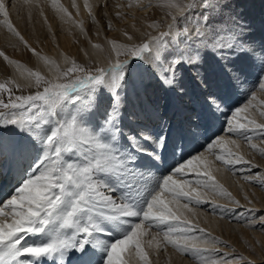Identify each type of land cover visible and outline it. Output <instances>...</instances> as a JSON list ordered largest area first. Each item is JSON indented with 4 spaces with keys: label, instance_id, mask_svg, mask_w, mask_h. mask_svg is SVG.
Instances as JSON below:
<instances>
[{
    "label": "snow or ice",
    "instance_id": "1",
    "mask_svg": "<svg viewBox=\"0 0 264 264\" xmlns=\"http://www.w3.org/2000/svg\"><path fill=\"white\" fill-rule=\"evenodd\" d=\"M24 2L30 8L39 7V0ZM53 7L61 18H70L67 9L56 4ZM85 7H88L87 2ZM168 7L175 9L172 14L175 26L183 29L181 40L171 46L172 51L161 39L171 33H161V36H150L147 42L140 44L119 47L113 44L116 61L95 69V73L86 72L82 66L68 68L61 73L63 77L73 72L82 73L70 78L68 83H54L45 80L38 72H29L25 77L28 86L43 87V91L32 95H15L13 87H21L15 81L0 83V94L8 93L7 101L0 97V109H3L0 111V125H16L35 142L32 145L33 163L19 186L7 198H0V264H42L45 258L55 261L59 258V264H66V254L72 249L82 258L95 257V250L99 249L103 252L101 264H130L133 253L139 264H151L144 251L145 243L149 248L171 246L185 255L205 256L209 264H216L212 259L214 250L202 245L223 242L215 237L209 240L207 234L204 237L195 235L197 230L201 233L204 230L192 225L184 212H192L189 205L207 203L205 197L209 192L239 204L218 184L213 171H233L236 164L248 162L239 152L228 147L229 144L239 147L236 140L217 136L206 148L214 160L207 159L204 153L192 155L172 168L169 174L159 177L139 166L137 154L148 152L143 141L153 142L155 148L148 154L159 160V151L167 147V137L161 135L153 140L143 131L137 136L124 130L120 92L131 78L133 68L129 60H120L119 57L143 60L165 85L172 88L176 86L177 68L185 64L196 66L202 49L215 52L223 61H227L229 51H246L262 66L264 50L257 51L243 41L239 26L225 28L212 23L213 15L219 13V0H170ZM201 8H209L210 12L197 15ZM0 15L5 18L3 23L8 31L34 53L35 49L8 19L9 8L5 0H0ZM128 39L131 41L132 37ZM180 44L184 45L183 49ZM0 56L8 60L4 52H0ZM225 68L233 82L242 83L238 70L227 64ZM196 78L201 85L207 86V80L199 72ZM98 87L106 88L111 100L103 119L93 123L90 118L95 114L97 103L91 94ZM80 88L89 90V104L67 116L57 112ZM259 88L264 91V77L260 79ZM255 99L256 93L253 92L252 100ZM206 101L210 109L222 111L220 97L214 93L209 92ZM258 103L264 106V101ZM249 107L251 101L243 108L235 109L233 117L227 121L226 132L245 140L251 149L264 156V148L252 143L254 138L264 137V123L258 124L256 119L247 115L242 118L244 122L239 118V114L247 113ZM258 114L264 117V108L258 109ZM49 127L50 131H47ZM214 162H219L222 168L216 169ZM189 172L195 174V180L184 178ZM174 176L181 179H174ZM246 179L253 182L257 177ZM259 182L264 187V176L259 177ZM192 184L196 187H191ZM181 200L185 202L181 204ZM213 207L223 206L213 204ZM261 221L264 222V217ZM152 228L157 231L146 241ZM161 233L162 239H158ZM33 240L35 242H30ZM90 243L92 246L86 247ZM125 255L129 259H125ZM85 264H92V260L85 259ZM220 264H226L224 258L220 259Z\"/></svg>",
    "mask_w": 264,
    "mask_h": 264
},
{
    "label": "bare ground",
    "instance_id": "2",
    "mask_svg": "<svg viewBox=\"0 0 264 264\" xmlns=\"http://www.w3.org/2000/svg\"><path fill=\"white\" fill-rule=\"evenodd\" d=\"M103 1L104 0H39V7L30 8L28 4H25L24 0H5L9 8L8 19L10 20L12 25L17 29V31H19L21 35L24 36L25 40H27L30 47L32 49H35V52L34 53L32 51L30 52L31 54L29 56L30 57L29 62L26 63L24 61L25 64L21 62L20 60L21 55H19L21 51L20 47H25V45L21 43L17 38H15L8 31L7 26L3 23L5 18L3 17V15H0V52H4L5 55H7L8 60H5V61H7L9 63L8 65L10 66V69L6 70L4 76L6 77L9 76L10 80H13L15 82H23L24 85L28 86V80L25 77H27L29 72H33V73L39 72L41 74H44L45 76H48L50 79L53 80V82L59 83V80H60L59 73L61 72V68L64 67L66 63L68 62L71 63L72 59H74V61L76 62L85 63L86 59L89 58L94 62V63L92 62V64H95V66L98 65L100 67H105L110 61L114 63L117 59V56L115 52L113 51V44L119 47L118 45L122 43V41L136 44L138 41L143 40L144 38L149 39L150 36L155 37L156 36L155 34L160 32L159 29L165 28L166 24L172 18V14H173L171 10H168L167 8H164L162 6L153 4V1L157 2L158 0H131L133 1L134 4L132 3L133 4L132 6L130 7L128 6V9L126 8L128 12L125 15H122L119 20H115L117 21L115 27L119 30L120 37L119 35H117L118 33L116 31H112V28H106V30L108 29L109 33L107 31L105 32L104 26L106 25L104 26L101 25L102 30L104 31V36L101 37L100 40H98L89 34V31L87 30L88 28L86 29L85 17L87 16L88 11H90L91 9H94L95 7L99 9L98 3H102ZM241 1H242L241 5L243 6V3L245 0L244 1L241 0ZM257 1L258 0H246V2L250 4L249 9L250 8L251 9L249 12L247 11L248 14H250V16H252L255 11L259 10L260 5L258 4ZM86 2H87L88 7H85ZM53 4L62 6L63 8L67 9V12L70 14V18L69 16H64L63 18H61V14L57 12L56 8L53 7ZM73 4H75V6H73ZM157 9H163L165 14L163 12L164 17H162L163 15L161 17L158 16V18L154 21ZM41 12L43 14H41ZM256 13H257V16L255 18L260 20L261 13L259 11H257ZM152 20L154 21L153 23L158 24V27L150 23ZM261 21H262V18H261ZM27 24L29 26H27ZM28 28L29 30H27ZM173 29H175V27H173ZM43 33H47L48 35L43 34ZM75 35L77 36L79 40L78 43H75L73 41V38L76 37ZM129 36L132 37L131 41H129L128 39ZM36 44H38V46H36ZM261 44L262 43L260 42V44L257 45V48H256L257 51L262 50L259 48V45ZM97 45L98 47H96ZM11 48L13 49L16 48L17 51H19V53H17V55L15 54L13 55L11 51L8 52V50H11ZM145 55L147 56L148 54L145 53ZM154 56H155V52H153V57ZM121 58L122 56L119 57L120 60H122ZM252 60H254L253 57H252ZM0 63H2L1 59H0ZM131 63L132 61L130 62V66L133 68V73H132L131 78L128 79L129 82H127L129 84L128 85L129 87H131L130 83H133L134 81L138 80L137 71H138V68L140 69V67H137L135 63L134 64L133 63L131 64ZM8 65L7 67H9ZM249 65L253 68L252 63ZM188 66L193 71H197L198 69L197 66H193V67H190V65ZM246 66H248L247 63H246ZM151 70L153 72L154 79H153V82H151L153 83V85H150L148 88L150 89L151 93L153 92L154 96L156 94L157 98L159 97L161 98L162 97L161 95H164L165 98H167V94H166L167 91H171L173 95L179 96L178 92L181 94L182 92L186 90L179 89V91H177V88L183 87V85L185 84V87L188 89V86L190 87L191 85L190 80H188L189 81L188 83L186 81L183 82L182 85H179L177 83L175 87L170 88L169 86L163 83L161 77L153 71L152 67H151ZM193 71H190L191 74ZM246 71H249V70L247 69ZM176 75H179V74L177 73ZM245 78L246 80L248 79L246 76ZM32 79L34 82L35 77H33ZM210 80L211 78H208L207 82L208 81L210 82ZM212 80L215 82L214 79ZM194 81L200 84L198 78H195ZM157 82H162L163 84V86L161 85L162 91L160 90L161 93L159 94H158V90L160 87L158 88L156 87V85L159 84V83L157 84ZM249 82H251V80ZM259 82L260 80L258 81V84ZM134 83L136 84V82ZM215 84H218V83H215ZM215 84L213 86L217 88V90H219L220 89L219 84L218 85H215ZM32 87L35 88L34 86ZM105 90L107 91L106 88ZM255 92H256V97L258 96V94H262L261 90L255 91ZM107 93L109 92L107 91ZM203 94H206V92L202 93V95ZM230 95H233V94H230ZM148 96H150V94ZM219 97L221 98V96ZM122 98H124V96H122ZM233 98H230L228 100L229 102L228 105H230L231 107L232 114L236 108H240L236 103H234L237 101H235ZM249 101H251V107H249V110H248L250 113L247 114L245 112H241L239 115H242L243 117L245 115H248L250 119L252 118L256 119L258 124L264 123L263 121L264 117L263 119H261L262 117H260V115L258 114L259 103L257 102V99L252 100V96H250L249 99L246 101V103L249 104ZM247 104H244V105H247ZM176 106L180 110L184 108L183 105L181 104H178ZM124 109H127V107H125ZM165 109H168V105L165 107ZM215 110H216L215 108H212V109L208 108L207 114H210L213 117V123L218 126V122H219L218 118L220 117H218L217 111ZM223 113L224 112H219L220 116L224 115ZM180 118L182 119L185 118V114L184 113L180 114ZM242 122H244L243 119H242ZM204 128H205V125H203L200 129H195V130L193 129V130L194 132L197 131L201 133V132H204L203 130ZM145 133L149 134V132H145ZM23 134H27V138L29 137V134L27 132L21 131L16 125H13V124L0 125V159L2 160L1 162H4L3 164L0 163V168H2V170L4 169L3 173L5 174L12 172L18 178L20 177L19 183L22 180V177H23L22 174L27 172L30 165L33 163V158H32L33 152L31 151L32 153L30 154V150L28 148L29 142L27 144L25 143L24 139L26 138H22ZM181 136H183V134H181ZM220 136H227L228 138L237 141V144L239 145V147H236L231 144H229L228 147L231 148L233 152H239L240 155L243 156L244 161H247L248 163L241 162L239 164H236L235 166L240 167V165H245L244 167H247L250 171L247 170V171H243L240 173H236L234 171V174H232L229 170L213 171V175L216 177V181L218 182V184L222 185L223 189L227 190V192L231 194L232 198L233 196L237 197V201H239V203H241L243 206L244 205L246 206V209L243 212L245 213V216L247 217L246 219H248V221L246 220L247 223H244V224H239V222L236 223L240 217H243L244 214L241 211L238 212V208L235 209V207H232V206L231 207L233 208V210L236 211V215H237L235 223H230L228 218L223 217L222 215L219 218L217 214V210L214 211L213 209V211L210 212V210L207 209L209 210V212H203V210H199L200 206H196V207L191 206L190 208L193 209L192 212H188L187 210H185L184 216L190 222L192 221L199 222L202 227L210 229L209 231H211L212 233H219V231L224 232L225 234H227V239L229 240L235 234L237 235L240 234V236H247L251 238L249 232L252 234L251 236H255L256 238L261 237L262 239V234L258 231V228H255V227L257 223L256 222L257 211H259V213L264 211L263 209L264 201L261 200L263 199V196H264V195H261L263 192V187L256 186L255 183L249 182V180H247L246 177H253L256 175L264 176V156L256 152V150L251 149L246 142L240 141V139L236 135L221 134ZM252 143L256 144L258 142L257 140L253 139ZM143 146L145 148L149 147L146 142H143ZM206 148H207V144L204 146V148L201 151L197 152V155L200 153H204L207 159L214 160V157L211 156L206 151ZM254 151L261 156L254 153ZM143 156H144L143 153L137 154L138 165L152 171L157 177L161 176L159 175V170H157L158 164L157 166L146 165V163L144 162ZM174 158H176L177 160L178 155H176ZM252 163H255V164H252ZM159 164L163 165V163H159ZM177 165L175 167H177ZM214 167L216 169H220L222 168V165H220L219 162H214ZM255 170H260L261 173L254 175L253 172ZM0 174H2L1 171H0ZM5 174H3L2 177H4ZM190 174L194 175L193 180H195L196 179L195 174L191 172ZM13 182H15V179H8L4 188H2L1 190L7 193L8 185H12ZM19 183L18 185L15 186V188L19 186ZM194 185L195 184H193V186ZM13 193L14 192H12V194ZM246 195L249 198H251V200H254V201L249 202ZM1 196L3 197L4 195L1 193ZM205 199L207 200V203L211 205V207H213V204H218V205L223 206L222 208H224L225 206L224 203H227V204L230 203L231 205L234 206V203H232L229 199L223 196L211 193V192L208 193ZM253 205L255 207H252ZM252 209H255L256 211H251ZM250 224L254 226H250ZM204 236L205 235H200V237H204ZM211 237H213V235L207 234V238L209 240ZM101 238H104V237H101ZM262 241L264 240L262 239ZM30 242H35V241L33 240ZM21 243L24 244L25 241H22ZM212 245L213 243L207 242V243H204L202 247L207 248L209 246L211 248ZM91 246H92L91 243L86 245V247H89V248ZM95 251H96L95 257L82 258L79 252H77L75 249H72L70 254H66V264H85V259H91L92 264H100V257L103 255V252L100 251L99 249ZM247 254H248V257H251L254 260V262H256L252 264H264V253H261L260 258L253 257V255H250L249 253ZM131 259H132L131 264H139L138 257H136L134 253L131 256ZM202 260L208 261L207 257L205 256ZM225 261H226V264H228L230 260L225 259ZM240 262H248V260H245V261L243 260ZM42 264H59V258H57L56 261L48 260L47 258H45ZM216 264H220V259H217Z\"/></svg>",
    "mask_w": 264,
    "mask_h": 264
},
{
    "label": "rangeland",
    "instance_id": "3",
    "mask_svg": "<svg viewBox=\"0 0 264 264\" xmlns=\"http://www.w3.org/2000/svg\"><path fill=\"white\" fill-rule=\"evenodd\" d=\"M248 2H246V0H245L243 3V6H242L241 0H219V13L213 15L212 23L215 25H218V26L222 25L225 28H234L236 26H239L238 31H240V38L243 41L251 44L255 49L257 48V45L260 44V42H261L262 44L259 45V48L263 50L264 49V31H263L264 30L263 29L264 28V0H258L257 1L258 4L260 5L259 10H257V11H259L261 13L260 16L262 18V21H261V18H260V20L255 18L257 16V13H256L257 11H255L252 16H250V14H248V12L251 9V8L249 9L250 4ZM132 3H133V1H131V0H104L102 3H98L99 9H97V7H95L94 9H91L90 11H88L87 16L85 17V26H86V29L88 28L87 30L89 31V34L91 36L95 37L96 39L100 40V38L104 36V31L102 30L101 25H103V26L106 25V26H104L105 32L106 31L108 32V29L106 30V28H112V31H116L118 33L117 35H119V37H120L119 30L115 27L116 22H117L115 20H119L122 15H125L128 12V10H127L128 6L130 7L134 4V3L133 4ZM169 3H170V0H158L157 2L153 1V4L167 8L168 10H171L172 13L174 14L175 9L169 8L168 7ZM145 4H147V3H145ZM115 8H117V9H115ZM148 10H149V8H148ZM163 12H164L163 9H157L154 21L158 18V16L161 17L163 15ZM209 12H210L209 8H201V9L197 10L196 14L197 15H205V14H208ZM164 14H165V12H164ZM162 17H164V15ZM171 20H172V18L166 24L165 28L159 29L160 32L155 34L156 36H161V33H169V32L171 33L168 36H161V39L165 42V47H168L169 51L173 50L171 47L172 45L179 44V42L181 40V34L183 32V29L182 28H176L174 22ZM154 21L152 20L150 23L152 25H154V26L156 25L158 27V24L153 23ZM170 25H172V27H169ZM27 26H29V25L27 24ZM173 27H175V29H173ZM27 30H29V28ZM43 34H47V33H43ZM73 41L75 43H78L79 40H78L77 36L73 38ZM147 41H148V38H144L143 40L138 41L136 44H140V43L147 42ZM123 44H130V43L122 41V43H120L118 46L123 45ZM36 46H38V44H36ZM183 47H184V45L180 44V49H183ZM20 48H21L20 53H19V51H17L16 48L15 49L11 48V50H8V52L11 51V53L13 55L14 54L17 55V53H19V55H21L20 56L21 62L25 64V62L27 63L30 60L29 56L31 54L30 53L31 51L27 47H20ZM227 55H228L227 61H223L220 59V56L217 55L215 52H213L209 49H202L200 52V63H198L196 65L199 70L197 69V71H193L192 69L189 68V66L187 64L179 66V68H177L178 70H176V74L178 73L179 75H176V84L178 83L179 85H181L185 81L188 83L189 82L188 80H190V84H191L190 87L188 86V89L186 87H183V88L180 87V88H177V91H179V89L183 90L185 88L187 91L191 92L194 96L200 97V99H198V100L194 99L196 102V106H200L201 103L206 101V96L208 95V93L209 92L212 93V91L214 90L215 95H217L218 97L221 96V99L223 97V98L227 99V101H228L230 98L234 97L233 99L237 102H234V100H233V102L236 103L240 108H243L245 106L244 104H247L246 101L249 99L250 96H252L251 94L255 91L260 90V88H259L260 82L258 84V81L262 77H264V66L261 65L260 66L261 71H258L257 73H255V71H254L255 67L253 66V68H252L253 71H252V69H250L251 66L249 65V63H247V58L252 59V57H253V55L251 53L246 52V51L236 52L233 50V51H229ZM72 58H74V57H72ZM0 59L2 62V63H0V68H1L0 69V71H1L0 72V75H1L0 76V78H1L0 83H4L5 81L10 80L9 76L8 77L4 76L6 70L10 69V66L8 65L9 63L7 61H5L3 57L0 56ZM121 59L122 60H130V62H131V61H133L134 58L131 56H122ZM135 60H137V61H134V62L139 63V65L141 67V73L139 76L140 79L134 81V82H136V84L134 82L130 83L131 87L128 86L129 85L128 83L124 84L123 88L120 92L121 97L124 96V98H125V96H128V98H131V97L135 98L136 96H138L139 92L144 90L143 86L149 87L150 85H153V83H151V82H153L154 78H153V72L151 70L150 65L148 63H145L143 60L138 59V58ZM92 62L93 61L89 58L86 59L85 63L76 62V61H74V59H72L71 63L68 62L64 65V67L61 68V72L59 73L60 74V76H59L60 80L58 79L59 83L71 82L70 78H75L78 75H82V73L73 72V73H69L68 77H63L61 75V73L66 72L67 69L70 67L82 66L86 70V72L95 73V69H97L100 66H98V65L95 66V64H92ZM246 63L248 64V66H246ZM225 64H227V66L229 68H232L234 70H238L239 72L241 71L240 73H241L242 83L236 84L235 82L232 81V79L230 78V74L228 73V71L225 68ZM7 65L9 67H7ZM135 65L137 66L136 63H135ZM258 65H259V63H258ZM5 67H6V69H5ZM190 67H193V66H190ZM100 68H103V67H100ZM245 68H247L251 72L246 71L247 69H245ZM244 69H245V71H244ZM190 71H193L192 74ZM197 72H199L202 75V78H204L206 80H208V78H211V80L214 79L215 82L213 80L212 81L210 80V82L209 81L207 82V86H205V87L199 83H196L194 80L196 78ZM39 74L45 80H50L53 82V80L50 79L48 76H45L44 74H41V73H39ZM250 74H252V75L249 77ZM245 76L247 78L249 77L247 79V81H245L246 80ZM177 78H178V80H177ZM141 79H142V81H141ZM250 80H251V82H249ZM138 81H139V83H138ZM217 81H219V82H217ZM128 82H129V80H128ZM212 82H213V84H212ZM16 83H18L21 87L19 89H16L15 87H13V92L15 93V95H32V94H35L36 91H43V87H40L39 89H37L35 86H34L35 88H33L32 86L24 85L23 82H16ZM137 83H138V85H137ZM215 83L219 84V86H220L219 90H217V88H215L213 86ZM157 84L158 85H156V87L157 88L160 87L158 90V94H159L162 91L161 85L163 86V84H162V82H157ZM218 84H215V85H218ZM253 84L254 85L257 84V85L254 86ZM199 85H201V86H199ZM135 89H136V91H135ZM227 90H228V92H227ZM105 91H106L105 88L98 87L96 89L95 93L91 94L92 99L95 100L97 103V109L95 111V114L90 118L93 123H97L96 121H100L103 119L104 112L110 105V100H111L110 93H107V91L106 92ZM187 91H184L180 94V95H182V97H183L182 99H184V100H185V97L187 99H191L190 96L187 97V95H188ZM205 92H206V94L202 95V93H205ZM239 92H241V94L237 98V94ZM261 93L262 94H258V96L256 97L257 102L264 101V98H263L264 97V91H261ZM152 94H153V92H152ZM228 94L229 95L233 94V95L229 96ZM234 94H235V96H234ZM72 95H73V99L69 100L64 105V107L62 109L58 108L56 110L57 112H63L64 115L67 116L69 112H74L77 108L83 109L85 106H87L89 104L90 92L88 89H86V88L77 89L76 92ZM147 95H149V94L147 93ZM161 96L164 98V95H161ZM0 97H2L5 101H7L8 93H2V94H0ZM154 98H156L158 100L160 99V97L159 98L156 97V94H155V96H152L151 93L147 99L153 100ZM260 106H262V105L259 104V107H258L259 109L264 108V106H262V107H260ZM122 107H123V103L121 102V111L123 110ZM129 107L130 106H128L127 109H125V111H131V110H129ZM0 111H3V109H0ZM248 113H250V112L248 111L247 114ZM223 114H226V113L224 112ZM239 116H240L239 118H241V122H242L243 116L242 115H239ZM232 117H233L232 113L228 114L226 117H223V121H222L223 122V130L221 131V134H225V135L228 134L226 132V129L229 127L227 121H228V119H230ZM261 119H263V117ZM219 122H220V120H219ZM122 126H124L123 123H122ZM46 130L50 131V127L46 128ZM22 138H26V139H24L26 144L29 142L28 148H29L30 154H31L33 152L32 145L35 143L34 140L31 139L32 137L30 135L27 138V134H23ZM239 139L242 142H246L245 140H243L241 138H239ZM254 139L257 140L258 143H260V144L256 143L258 148H264V137L254 138ZM256 152H258V151L256 150ZM256 152L254 151V153H256ZM258 153H256V154L259 155ZM32 154L34 156V152ZM143 155H144V153H143ZM33 156H32V158H33ZM259 156H261V155H259ZM190 157H188V159H190ZM252 157H254V156H252ZM179 158H180V155H178L177 160H179ZM174 159L176 160V158H173L171 160L175 161ZM1 161L2 160L0 159V163L3 164L4 162H1ZM252 164H255V163H252ZM153 165L157 166L156 163H153ZM178 165H177V167H178ZM244 166L245 165H240V167L234 166L235 170L230 171V172L232 174H234V171L236 173H240V172L249 170L247 167H244ZM253 173L255 175V174L261 173V171L255 170ZM193 176L194 175L190 174V172H189L187 174V176L184 178L192 181L194 178ZM253 177H257V180L253 181V183H255L256 186L262 187L261 184H259L260 183L259 177H261V176L256 175ZM174 179H181V177L180 176H174ZM191 186H193V184ZM193 187H196V185H194ZM261 195H264V187H263V192ZM233 198L237 201V197L233 196ZM247 199L249 200V202L254 201V200H251V198H249L248 196H247ZM256 200H257V198H256ZM261 200L264 201V196H263V199H261ZM181 202L183 204L185 201L181 200ZM261 203H263V202H261ZM224 204H225L224 208L221 207V209H220V208L211 207V205H209V203H205V204L200 205L199 210H203V212H209V210L211 212V211H213V209H214V211L217 210V214H218L219 218L222 215L223 217H227L230 223H235L237 215H236V211L233 210L232 207H235V209L238 208V212L239 211L243 212L246 209V206L245 205L243 206L241 203L236 204V205L234 204V206L231 205L230 203L229 204L224 203ZM191 206L193 207V205H189V207H191ZM252 207H255V206L253 205ZM207 209H209V210H207ZM243 214H244L243 217H240L236 223H238V222H239V224L247 223L246 220L248 221V219H246L247 217L245 216L244 212H243ZM256 215L255 216L257 217V219H256L257 223H256L255 228H258V231L262 234V239L264 240V238H263L264 237V222L261 221V218L264 217L263 216L264 211H262L260 213H259V211H257ZM191 224L195 225L197 229H203L204 230L203 233H201L197 230L195 232V235H197V236L205 235V234L213 235V237H215L218 241L223 242V243H213L211 248L209 246L207 247L209 249L214 250V255L212 256V259H214L216 261H217V259L225 258V259L230 260L228 262V264H252V263H256V262H254V260L251 257H248L247 253H249L250 255H253V257H256V258H260L261 253H264V241H262L261 237L256 238L255 236H251L252 234L250 232H249V234H250L251 238H249L247 236H240V234H238V235L235 234L229 240V239H227V234H225L224 232L219 231V233H212L211 231H209L210 229L202 227L200 225V223L197 221H195V222L192 221ZM156 231L157 230L155 228L149 229V235L146 237V241L148 239H151V235L154 234ZM158 239H162V233L158 237ZM144 251H146L148 253V259L151 262V264H209V261L202 260L204 258V256L193 257L191 255H185V254L181 253L180 251H177L176 249H174L171 246H166V247L159 248V249L156 248L155 246H153L152 248H149L147 243H145ZM125 259H129L128 255H125ZM243 260L244 261L248 260V262H240ZM131 262H132V259H130V264H131ZM100 263H101V260H100Z\"/></svg>",
    "mask_w": 264,
    "mask_h": 264
}]
</instances>
